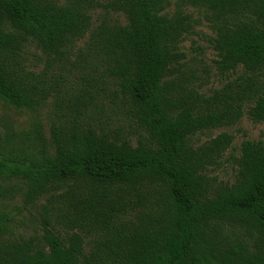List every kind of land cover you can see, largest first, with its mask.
<instances>
[{"label":"trees","instance_id":"16d2710c","mask_svg":"<svg viewBox=\"0 0 264 264\" xmlns=\"http://www.w3.org/2000/svg\"><path fill=\"white\" fill-rule=\"evenodd\" d=\"M62 1L0 0V98L35 113L52 99L48 131L0 130V181L47 215L42 235L14 238L0 213V264H264V136L242 142L234 183L210 172L235 137L193 140L264 122V0ZM188 7L235 76L209 95L181 50ZM109 99L127 127L97 118Z\"/></svg>","mask_w":264,"mask_h":264},{"label":"rangeland","instance_id":"374dc122","mask_svg":"<svg viewBox=\"0 0 264 264\" xmlns=\"http://www.w3.org/2000/svg\"><path fill=\"white\" fill-rule=\"evenodd\" d=\"M54 1L61 4L64 2L62 0ZM176 1L172 0V5L167 10L168 13H173L176 10ZM186 11L193 16L196 24L193 33L185 36L181 44V50L186 54L188 73L190 68L200 78L194 80V84L196 87L201 86L200 92L209 95L213 90L221 88L228 79H233L235 76L220 75L215 68L214 61L217 59V54L212 47L214 34L204 19V12L190 7L186 8ZM103 13V9H98L92 14L94 26L97 25L98 18ZM110 20L113 23L126 24V19L122 14L111 12ZM27 57L33 70L39 71L42 69L43 63L40 60L41 55L38 50L34 47L29 48ZM110 102V99L106 100L104 107L101 106L103 111H100L97 118L109 121L113 128L120 123L127 127L129 123L127 119L121 113H118L116 109H113ZM50 103L51 105L35 113L26 109H16L0 98V130L18 135L28 130L32 122L39 118L46 125L48 131L47 121L51 115L52 99ZM224 132L235 137L233 147L225 154L222 165L211 170L210 176L217 178L219 181L234 183L237 173L235 163L240 156L241 144L244 140H260L264 136V122L254 123L247 116H244L234 126L200 133L193 140L198 145ZM135 140L133 138L134 142ZM24 193L25 189L22 187H15L12 190L8 184L0 181V213L9 218L8 226L14 238L21 236L25 238L39 237L43 234L42 227L45 224V218H47L43 207L45 200L28 205L25 204Z\"/></svg>","mask_w":264,"mask_h":264}]
</instances>
